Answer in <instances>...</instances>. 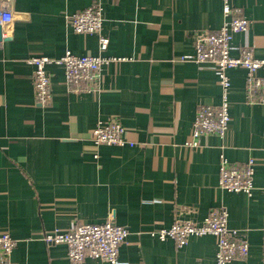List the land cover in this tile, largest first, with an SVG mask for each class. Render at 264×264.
Segmentation results:
<instances>
[{"label":"crops","instance_id":"0c3cea01","mask_svg":"<svg viewBox=\"0 0 264 264\" xmlns=\"http://www.w3.org/2000/svg\"><path fill=\"white\" fill-rule=\"evenodd\" d=\"M92 1L0 0L28 15L4 25L0 42V232L18 239L13 263L71 264L67 246L48 244L43 234L111 218L130 230L120 247L124 264H215V236L179 247L149 231L177 218L201 222L223 207L250 244L246 259L228 264H264V104L246 101V70L230 69L229 128L192 147L197 110L220 104L222 89L213 65L174 60L194 54L196 33L223 25L224 0H106L104 51L97 34L77 33L66 19ZM229 2L250 20L234 45L264 57V0ZM68 50L125 58L104 67L102 93L70 91L64 68L49 64L53 100L42 107L29 58ZM112 118L126 128L127 143L95 144L90 132ZM251 158L252 194L222 189L223 160Z\"/></svg>","mask_w":264,"mask_h":264},{"label":"built area","instance_id":"2783aa9c","mask_svg":"<svg viewBox=\"0 0 264 264\" xmlns=\"http://www.w3.org/2000/svg\"><path fill=\"white\" fill-rule=\"evenodd\" d=\"M93 0L80 11L66 15L68 24L77 33L97 34L100 50L108 47L109 38L102 34L105 15L104 2ZM225 20L216 30L196 33L193 37L194 54L181 55L174 60L194 61L214 66L219 85L222 89V101L218 105H205L197 110L193 121L190 140L192 147H198L203 136L215 134L223 137L230 125V87L229 70L237 67L246 70V101L251 104H264V57H257L251 46L234 45L237 33L247 31L250 20L224 0ZM0 5V24L13 21L10 9ZM5 38V33H3ZM237 54L234 55L233 52ZM125 57L84 54L77 55L68 50L58 58L47 55H33L29 63L34 66L33 83L36 103L47 107L52 103V82L47 71L51 63L61 65L65 71L66 85L74 92L105 91L102 71L105 66ZM97 145H125L126 128L119 119L100 120L90 132ZM133 144V143H131ZM256 161L249 159L243 164H230L223 160L220 167L219 185L229 192L252 194L255 189L254 174ZM229 213L223 207H214L203 221L177 218L170 227H161L149 231L160 240L173 239L179 247L185 246L191 237L211 234L216 237L215 264H228L235 260H244L250 251L249 240L237 228L230 227ZM264 233V228H263ZM130 230L127 226L109 218L103 223L80 222L68 230L54 229L43 234L48 244H65L71 264H84L87 258L98 259L109 264H124L120 259V247L126 242ZM18 239L9 233L0 232V264H14L11 256Z\"/></svg>","mask_w":264,"mask_h":264},{"label":"water","instance_id":"95a60500","mask_svg":"<svg viewBox=\"0 0 264 264\" xmlns=\"http://www.w3.org/2000/svg\"><path fill=\"white\" fill-rule=\"evenodd\" d=\"M12 16H13V20L26 19L28 17V15L25 13H13V12H12ZM3 40H6V38H3V26L2 24H0V42Z\"/></svg>","mask_w":264,"mask_h":264}]
</instances>
